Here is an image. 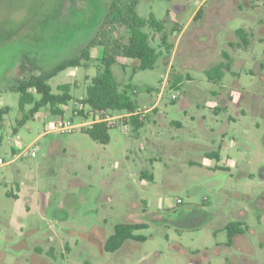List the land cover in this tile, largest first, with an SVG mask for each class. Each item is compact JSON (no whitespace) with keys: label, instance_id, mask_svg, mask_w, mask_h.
I'll return each instance as SVG.
<instances>
[{"label":"rangeland","instance_id":"obj_1","mask_svg":"<svg viewBox=\"0 0 264 264\" xmlns=\"http://www.w3.org/2000/svg\"><path fill=\"white\" fill-rule=\"evenodd\" d=\"M116 1L0 0V108L8 109L0 155L9 160L21 154L0 170V264H264V30L258 31L264 29V0H249V6L243 0L229 3L237 16L227 28H244L253 38L247 47L236 38L241 48L234 56L244 63L234 75H225L222 87L209 83L199 69H182L188 50L184 40L173 61V70L183 75L181 88L162 86L166 67L159 61L146 71L113 67L120 89L136 90L131 99L138 108L150 107L161 93L160 120L155 115L146 122L149 114H144L138 130L117 120L107 145L94 142L83 129L49 134L34 143L36 156L23 153L55 116L47 106L30 115L33 106L26 105L21 112L13 88L87 49L93 60L80 59L81 67L67 68L47 83L53 92L71 85L64 120L72 125L92 120L74 116L73 109L81 108L86 77H94L105 55H112L115 33L126 36L121 24L107 21ZM196 1L143 0L138 14L165 20L168 35ZM221 1L209 0L204 13ZM193 32L190 28L188 34ZM225 36L216 32V46L223 51ZM199 38L207 42L206 36ZM161 43L159 35L152 46L158 50ZM171 74L172 80L176 74ZM146 87L152 88L150 94ZM184 95L190 106L181 111ZM221 98L228 99L226 110ZM153 139L163 141L164 148L154 146ZM210 151L219 152L217 158L205 154ZM141 173L152 178L142 179ZM21 182L38 189L40 207L14 229L8 227L15 205L11 193L17 194ZM27 197L20 195L23 202ZM67 205L72 209L68 217ZM121 223L144 224L133 232L144 240L106 252V240ZM230 223L240 224L241 235L227 246Z\"/></svg>","mask_w":264,"mask_h":264},{"label":"trees","instance_id":"obj_2","mask_svg":"<svg viewBox=\"0 0 264 264\" xmlns=\"http://www.w3.org/2000/svg\"><path fill=\"white\" fill-rule=\"evenodd\" d=\"M138 0H117L112 3L107 15V21L111 24L123 25L129 34L128 42L125 45L116 46V55L124 58L133 59L138 62L139 71L152 70L159 57L158 52L151 46L149 34L146 28L156 32L164 30L165 20H157L152 14L146 19L141 18L137 13ZM243 31L237 30L235 35L241 38ZM83 55V54H82ZM228 60L226 54L223 55ZM81 57L67 60L50 71H42L37 76H30L26 80L20 81L13 89L19 94V109L24 111L26 105H32L30 115L36 113L41 107L47 106L52 115L63 116L64 107L72 99L70 95L71 85L69 83L57 86L56 92L47 83L49 79L56 76L57 73L67 68H77L81 66ZM115 56L105 57L101 60V67L92 77L85 88V95L79 103L80 109H73L74 116H80L92 120H101L93 123L89 128L82 131L86 133L94 142L107 145L110 141L108 131L116 126L106 121L108 117L119 114L130 115L126 119L120 120L125 124H130L135 130L144 126L145 120L140 116L134 115L137 109L136 103L132 101L131 94L134 91L130 85L120 89V84L115 79L112 66L115 64ZM229 69L228 64H219L206 72L210 81H217L223 76V70ZM38 96V99L36 98ZM88 107V111L84 107ZM7 108H0V128L3 125L4 116L7 114ZM27 116H23L19 123H23ZM210 158H217L218 154H207ZM141 178L151 179V175L141 173ZM145 227L144 224L121 223L113 227L111 235L104 244L106 252L114 253L118 251L127 241H143L144 238L135 236L134 231ZM225 229L227 230V246H231L234 238L241 235L239 223H230Z\"/></svg>","mask_w":264,"mask_h":264},{"label":"crops","instance_id":"obj_3","mask_svg":"<svg viewBox=\"0 0 264 264\" xmlns=\"http://www.w3.org/2000/svg\"><path fill=\"white\" fill-rule=\"evenodd\" d=\"M142 1L143 0H138L137 13H138V9H139V6H140ZM208 1L209 0L196 1L192 11L187 15L186 19L182 20L180 23L178 21H174L173 27L170 30V33L168 35L165 32V28L161 32H156V31H153V30L148 29V28L145 29V31L150 36L151 46H152V43H154L157 40L158 36L161 35V42H162L161 46H158V50L156 49V51L159 54V57H158L156 63L159 61V62H161L162 65H164L166 67L165 68V74H164L165 79L162 82V86H165V87L170 86L171 88H181L184 84L183 75L181 73H178V72L173 70L174 58L177 56V54L179 52V46L184 40L187 41V49L188 50H187L186 56L181 59L182 60V63H181L182 69L183 68L185 69L188 67H191L194 69H199L204 74V76L206 77V80L209 83L216 84L219 87H222V80L224 79V77L227 73L234 75L235 74L234 68L239 67L242 63H244L243 59L238 58L236 60L235 56H234L235 51L240 50V48H241L240 43L236 42V38L238 36L235 35V32L237 30L243 31V33L241 35V39H242V46H244V47L249 46V40H251V38H253V34L250 33L251 31H248L244 28H240V29H236V30H230L227 28L226 22L234 20L235 17L237 16V14H235L233 12V7H232V5L235 4V0H225L224 2H222V1L218 2L217 4L213 5L210 9H208L206 13H204L205 4L208 3ZM230 2H232L231 6L229 5ZM243 2L246 4V6L250 5L249 0H243ZM179 7L182 8V6L178 5V9H180ZM181 11L182 10H178L177 12L180 13ZM151 14L154 16L153 13H151ZM167 14H169V12H167ZM242 16H244V15H242ZM144 19H146V18H144ZM199 21H201V25H197V23ZM190 28L194 29V32L192 35L188 34ZM263 30H264L263 28L258 29V31L260 33ZM217 31H223L226 35L225 37H227L229 39L228 42L226 43V46H225L226 51L220 50L216 46L215 39H216V32ZM125 34H126V36L122 37L120 35V33H115L114 41H113V45H112L113 53H112V55L111 54L105 55V57L115 56L116 62L112 66V72H113L115 79L117 80V82L119 84H120V81L116 77L114 70H113V67L115 65H118L123 71H124V68L129 66V65H135L136 68L138 67V62L136 60L128 59V58H124L120 55H116V46L117 45H125L128 42V37H129L128 31L123 32V35H125ZM202 36H206L207 42L199 40L200 39L199 37L202 38ZM170 38L175 39L174 44L169 42ZM259 41H262V39L259 38ZM224 54H226L228 56V60L224 58V56H223ZM79 57H81L82 59H84L87 62L93 60V58L87 52V49H84L83 51H81V54L79 55ZM68 60H70V59H68ZM219 64H224V65L228 64L229 69L227 71L223 70V76L219 80H217V81L208 80V78L206 76V72L211 70L212 68L218 66ZM81 66H82V64H81ZM172 72H174L176 74V77L171 80L170 78H171ZM185 79L187 81H191V76L186 75ZM86 80L90 81V79L88 77H86ZM145 89L149 94L152 91L151 87H146ZM133 90H134V92H132V93H135L136 90L135 89H133ZM184 93H185V91H184ZM212 94L214 96L219 95L215 91L212 92ZM160 96H161V93L159 92L157 100L155 101V103H153V105H151L150 107H147L149 110L147 114H149V115L147 117L146 122H149L150 119L152 118V116H155L158 114L157 104H158V101L160 99ZM221 99L223 101V107L221 108V110L222 109L226 110V104H227L228 99H225V98H221ZM136 106H137V103H136ZM189 106H190L189 99L184 95L182 97V100H181V103L179 106V110L185 111L186 109L189 108ZM143 107H146V105H143ZM217 109H219L218 105L214 106V110H217ZM63 110L65 111V109H63ZM157 116L160 120L161 115H157ZM60 119H63V116H55L54 119L50 120L49 123H47L45 125L44 132L42 134L38 135V137H36V139L33 143H35L41 137L47 136L49 134H61V133L52 132L49 130L50 126L54 122H56L57 120H60ZM125 122H127V120ZM172 124H174L178 127L181 126L178 122H172ZM2 127H3V125H2ZM0 129H2V128H0ZM152 144L154 146H157L158 148H164V142L163 141L153 139ZM53 145H54V143H53ZM212 153L219 154V152H215V151L206 152L205 154H212ZM11 155L13 156V158L9 159V160H5L0 155V161L2 162V164L0 165V170L2 168L12 166L17 161V159L21 156V154H11ZM18 173H19V171H14L15 176ZM19 185H20V187H18V185H17V188H18L17 194L11 193L12 197H15V205L13 207V211H12L11 216H10L11 218H9V221H8V224H10V225H8V227L12 226L14 229L19 228V225H17V223L19 222L20 218H22L24 216H29L30 214L34 213L35 211L36 212L39 211V207H40L39 197H38V195H39L38 189L35 186H33L32 183L25 185L23 182H21ZM22 193H24L26 195V197L28 196L26 202H23L20 199V195ZM67 207L68 208H67L65 215H67V217H68L70 214H72V209L70 208L71 207L70 205H67Z\"/></svg>","mask_w":264,"mask_h":264},{"label":"built area","instance_id":"obj_4","mask_svg":"<svg viewBox=\"0 0 264 264\" xmlns=\"http://www.w3.org/2000/svg\"><path fill=\"white\" fill-rule=\"evenodd\" d=\"M176 99V96L173 95L172 96V100H175ZM148 108H137L134 112V115L136 116H140L141 118L144 116V114H147L148 113ZM130 115L128 114H119V115H115L113 117H108L107 119H105L106 121L110 122V124H116L117 120H123V119H127ZM101 120H90V121H87V122H83V123H80V124H77V125H72L69 121H66V120H63V119H60V120H57L56 122H54L49 130L52 131V132H57V133H70L72 131H74L75 129H84V128H89L93 123L95 122H99ZM35 150H36V147L33 144H31L30 146H28L24 151L23 153H26L28 154L29 156L31 157H34L36 154H35ZM2 164V162L0 161V165ZM180 201H177V203H179Z\"/></svg>","mask_w":264,"mask_h":264}]
</instances>
